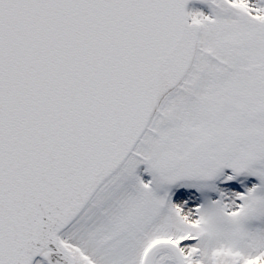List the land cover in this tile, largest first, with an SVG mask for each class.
<instances>
[{"label": "snow or ice", "instance_id": "obj_1", "mask_svg": "<svg viewBox=\"0 0 264 264\" xmlns=\"http://www.w3.org/2000/svg\"><path fill=\"white\" fill-rule=\"evenodd\" d=\"M0 264H264V0H0Z\"/></svg>", "mask_w": 264, "mask_h": 264}]
</instances>
